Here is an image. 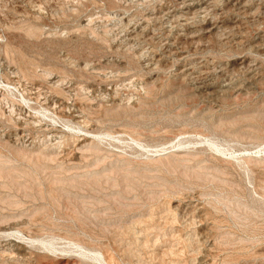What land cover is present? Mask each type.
<instances>
[{"label":"rangeland","instance_id":"374dc122","mask_svg":"<svg viewBox=\"0 0 264 264\" xmlns=\"http://www.w3.org/2000/svg\"><path fill=\"white\" fill-rule=\"evenodd\" d=\"M0 264H264V0H0Z\"/></svg>","mask_w":264,"mask_h":264}]
</instances>
